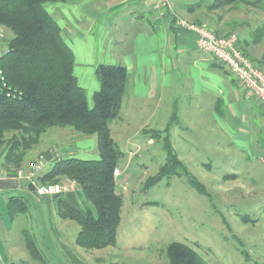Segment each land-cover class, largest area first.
Masks as SVG:
<instances>
[{
  "label": "rangeland",
  "instance_id": "rangeland-1",
  "mask_svg": "<svg viewBox=\"0 0 264 264\" xmlns=\"http://www.w3.org/2000/svg\"><path fill=\"white\" fill-rule=\"evenodd\" d=\"M215 10L214 22H224V26L214 32L236 35L243 53L264 70V0H239ZM13 36L10 29L0 26V49L6 48ZM183 86L175 84L173 89L189 93ZM86 92L92 106L93 98L88 89ZM196 102L193 99L190 109L196 108ZM137 111L144 120L130 121L120 115L111 125L113 140L123 152L115 172L117 191L123 197L116 244L92 251L77 245L80 225L57 215L53 196L48 202L47 197L38 198L25 190L28 184L35 186L24 178L31 165L47 163L50 156L54 160L98 157L96 135L68 126L52 127L27 152L16 174L0 171L3 177L7 175L3 179L24 189L18 193L10 188L8 194L22 195L30 206L11 225L16 252L7 264H169L166 249L174 241L193 247L207 264H264V162L260 154L251 155L250 159L257 158L253 162H246L249 153L227 154L226 147L213 144L217 138L207 137L206 129L192 120L193 114L178 117L169 106L161 107L154 117ZM172 116L170 141L178 157H172L171 164L165 150L168 133L164 131ZM249 165L258 176L247 174ZM162 167L173 169L146 187ZM14 175L15 180L8 177ZM58 183L64 193H73L85 207L73 181L62 178ZM6 214L10 222L8 206ZM26 231L36 240L42 260L34 259L27 250Z\"/></svg>",
  "mask_w": 264,
  "mask_h": 264
},
{
  "label": "trees",
  "instance_id": "trees-1",
  "mask_svg": "<svg viewBox=\"0 0 264 264\" xmlns=\"http://www.w3.org/2000/svg\"><path fill=\"white\" fill-rule=\"evenodd\" d=\"M61 1L0 0V26L14 33L0 56V166L4 172L16 174L27 152L52 127L68 126L85 135H96L98 157H58L37 175L42 184L66 178L78 186L84 208L73 204L64 191L53 199L57 215L80 225L75 243L92 251L117 242L123 197L117 191L115 172L123 152L113 140L111 125L120 114L128 73L120 64H99L96 76L100 88L93 94L92 106L89 104L75 74L74 51L47 8V4ZM238 1L214 0L209 8ZM174 121L175 117L164 131L168 133L165 150L171 164L172 157H178L170 141ZM7 133H12L11 137H6ZM172 169L162 167L146 187L161 181ZM27 202L22 196H10L11 217L27 213ZM25 237L30 255L42 260L36 240L27 231ZM166 252L169 264H207L193 247L179 241L171 242Z\"/></svg>",
  "mask_w": 264,
  "mask_h": 264
},
{
  "label": "crops",
  "instance_id": "crops-1",
  "mask_svg": "<svg viewBox=\"0 0 264 264\" xmlns=\"http://www.w3.org/2000/svg\"><path fill=\"white\" fill-rule=\"evenodd\" d=\"M213 2L171 0L172 8L167 14L153 9L146 0H64L50 3L47 8L56 17L65 40L74 51L75 74L83 86L80 85L88 89L92 97L100 88L97 66L123 65L128 76L119 116L141 121L145 117L137 110L154 117L161 107L169 106L178 117L193 114L192 120L206 129L207 137L218 139L209 141H214L219 148L226 147L227 154L249 153L246 162L257 159H250L251 155L260 154L264 162V105L244 89L225 66L198 48L194 32L176 24V19L181 18L211 25L213 31H220L224 22H214L217 11L209 8ZM175 84L184 85L189 93L183 88L173 89ZM193 99H197L194 110L190 109ZM187 106L190 110L185 111ZM52 158L50 156L46 163L47 169L54 161ZM1 168L0 171H4ZM245 170L249 176H258L252 165ZM15 176L8 177L15 180ZM12 188L18 193L24 191L19 183ZM26 188L40 197L29 184ZM10 191L9 188L0 190V194H4L0 199L3 264L11 262L16 252L11 230L15 218L9 222L6 216ZM67 196L73 204L84 208L73 193Z\"/></svg>",
  "mask_w": 264,
  "mask_h": 264
},
{
  "label": "built area",
  "instance_id": "built-area-1",
  "mask_svg": "<svg viewBox=\"0 0 264 264\" xmlns=\"http://www.w3.org/2000/svg\"><path fill=\"white\" fill-rule=\"evenodd\" d=\"M152 8L167 14L171 10L170 0H146ZM176 24L181 28L194 32L197 36V45L201 51L211 54L216 62L225 66L232 75L247 91L251 92L258 101L264 105V70L258 67L250 58H248L238 45L236 35L228 34L218 36L207 24L191 23L184 19H176ZM0 49V56H1ZM0 74L2 71L0 70ZM32 168L25 174V180L35 184V193L40 197L53 196L64 191L59 183H39L37 175L46 171L45 162H37L31 165ZM4 173V172H2ZM0 178H5L0 174ZM3 258L0 255V264H3Z\"/></svg>",
  "mask_w": 264,
  "mask_h": 264
},
{
  "label": "water",
  "instance_id": "water-1",
  "mask_svg": "<svg viewBox=\"0 0 264 264\" xmlns=\"http://www.w3.org/2000/svg\"><path fill=\"white\" fill-rule=\"evenodd\" d=\"M15 185H17V183H13V181L10 180V179L0 178V190H3L5 188H9L10 189V188L14 187ZM29 187L32 190L35 189V187L32 184H30Z\"/></svg>",
  "mask_w": 264,
  "mask_h": 264
}]
</instances>
